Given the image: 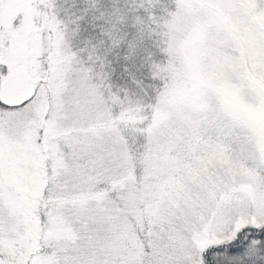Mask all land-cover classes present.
Returning <instances> with one entry per match:
<instances>
[{"label": "snow or ice", "instance_id": "snow-or-ice-1", "mask_svg": "<svg viewBox=\"0 0 264 264\" xmlns=\"http://www.w3.org/2000/svg\"><path fill=\"white\" fill-rule=\"evenodd\" d=\"M0 264H264V0H0Z\"/></svg>", "mask_w": 264, "mask_h": 264}]
</instances>
